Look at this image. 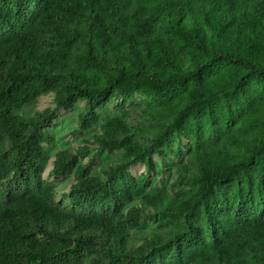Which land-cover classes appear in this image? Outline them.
I'll use <instances>...</instances> for the list:
<instances>
[{
  "label": "trees",
  "instance_id": "1",
  "mask_svg": "<svg viewBox=\"0 0 264 264\" xmlns=\"http://www.w3.org/2000/svg\"><path fill=\"white\" fill-rule=\"evenodd\" d=\"M46 93L54 109L14 111ZM92 143L120 161L93 174L86 144L55 153L72 174L55 201L40 161L55 109L77 129L135 96ZM182 138L177 190L149 195L153 156ZM152 233L133 248L144 215ZM0 264H264V0H0Z\"/></svg>",
  "mask_w": 264,
  "mask_h": 264
},
{
  "label": "rangeland",
  "instance_id": "2",
  "mask_svg": "<svg viewBox=\"0 0 264 264\" xmlns=\"http://www.w3.org/2000/svg\"><path fill=\"white\" fill-rule=\"evenodd\" d=\"M53 94L46 93L38 97L32 103L23 106L21 109L14 111L16 115L22 117H29L35 112H41L45 109H54ZM120 99H114L112 103L107 105L104 109L99 110V122L92 129L87 131H79L77 133V118L78 114L84 109V102H80L74 106L71 110L55 109V117L46 128V131L53 138L49 144H44V154L40 161V165L43 168L42 177L50 183L55 184L56 197L55 201L58 204L67 203L61 197L62 193L68 191L70 185L73 183L72 174H67L62 177H52L49 175L51 170L55 153L60 150H76L79 146L86 144L88 146L87 152L80 158L81 163H86L92 156L93 161V174L101 175V169L107 168L120 161V152L114 154H107L104 150L98 149L97 145L92 143V135L99 131L100 125L110 116L117 114L120 111H126L128 113V121L134 123L136 115L139 112L141 106V99L138 95L135 96L132 102H127L122 105L121 108L116 107L120 103ZM175 154L180 155L182 161H186L189 155L188 142L182 138H176L175 142L166 151V157L160 158L159 156H153L155 163V170L148 171L142 164H135L128 168V172L134 176H146L151 181V187L148 190L149 195H157L163 191L177 190V173H176V161ZM130 207L139 208L143 211L144 215L136 229L131 231V237L129 241V247H137L144 238H148L154 232H160L157 230L155 224L152 222L155 212L152 208L148 207L140 199H134L126 203L125 209Z\"/></svg>",
  "mask_w": 264,
  "mask_h": 264
}]
</instances>
